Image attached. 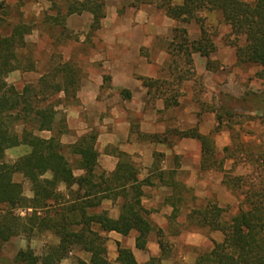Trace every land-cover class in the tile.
<instances>
[{"label":"trees","instance_id":"trees-1","mask_svg":"<svg viewBox=\"0 0 264 264\" xmlns=\"http://www.w3.org/2000/svg\"><path fill=\"white\" fill-rule=\"evenodd\" d=\"M65 1L68 16L89 13L93 16L91 31L101 29L107 17L108 0ZM145 2L139 0L138 4ZM161 2L159 6L168 18L180 25L195 23L200 37L192 40L188 30L181 26L173 30L166 50L170 57L164 72L166 77L141 78L150 104L163 100L166 109L180 107L181 92L189 81H194L193 89L199 100L202 89L195 73L194 55L208 59L207 69L213 71L211 56L217 50L203 13H219L222 23L231 29V36L236 39L234 47L239 66L264 68V0H185L181 7L173 6L170 0ZM26 33L24 28L18 27L9 37L0 34V243L45 233L59 239V244L49 246L42 258L31 250L21 251L15 264H61L76 250L91 257L90 262L79 259L78 264H138L133 252L120 244L118 259L111 262L109 239L105 236L116 232L127 237L136 231L138 250L145 251L150 236L155 233L162 252L157 261L169 259L170 245L164 241L162 230L152 225L142 206L141 185L137 184V171L129 164L130 158L120 154L118 169L108 174L99 169L95 133L82 137L68 148L61 144L60 137L68 132L61 108L77 103L81 72L66 64L22 90L8 83L12 73L29 71L22 66L21 55ZM241 38L244 46L238 42ZM229 100L240 109L264 114V94L247 95L240 100L230 97ZM201 106L204 108L205 104ZM227 114L232 117L229 111ZM221 121L222 116L217 115L216 131H220ZM42 132L53 136L46 140L36 135ZM177 136L198 141L202 148V169L224 173V184L233 191H242L243 196L239 212L229 222L224 221L225 210L217 204H208L204 210L192 213L190 218L196 220L198 226L224 235L222 243H214L212 250L200 254L194 264H264V177L230 176L224 165L229 159L235 161V154L231 148H225V157L219 160L215 141L211 136H202L198 128L177 132ZM160 139L151 137L152 141ZM21 146L29 147L30 154L13 164L6 163V152ZM247 158L253 159L250 155ZM75 171H82L84 175L75 177ZM18 174L29 182L32 198L25 196L22 183L14 181ZM61 186L68 194L60 191ZM118 197L123 200L118 220H112L107 212H91L100 207L102 201ZM20 210L26 211L25 217L17 214Z\"/></svg>","mask_w":264,"mask_h":264},{"label":"crops","instance_id":"crops-1","mask_svg":"<svg viewBox=\"0 0 264 264\" xmlns=\"http://www.w3.org/2000/svg\"><path fill=\"white\" fill-rule=\"evenodd\" d=\"M170 1L173 6L185 4V0ZM138 2H106L107 17L99 30L100 38L106 44L105 55L96 54V59L92 60V63H103L98 68L90 67L86 72L77 93V103L61 108L68 132L60 137V141L68 148L82 137L95 133L99 169L108 174L118 169L120 154L128 156L129 164L137 171V184L141 185L142 206L148 212L152 225L162 230L170 242L171 257L159 262L157 260L162 252L155 233L150 236L145 251L136 247V231L127 237L116 232L105 234L109 239L107 247L111 262L118 259L120 244L133 252L138 264H151L155 260L157 264H194L199 254L212 250L214 243H222L224 235L200 226L198 230H189L194 222L190 216L206 208L209 203L225 209L236 203L237 199L224 184V173L217 169H202V148L198 141L182 138L181 143L177 142V132L198 128L202 136L209 137L216 126L211 113L203 117L200 126L196 122L197 109L191 102L194 81L185 84L190 89L185 99L191 100L186 107L181 105L166 109L163 100H157L152 108L147 107L148 91L141 78H161L160 73L170 57L166 46L160 47V44L172 40V32L179 24L168 18L156 1H146L137 6ZM205 16L214 25L221 21L219 13H205ZM92 24L93 16L89 13L72 15L67 21L68 28L76 33L89 32ZM186 29L192 40L199 39L200 31L193 35L188 27ZM111 57L115 58L114 61ZM211 61H218L222 66L218 72L208 71V59L194 55L195 73L205 77L207 89H210L209 80H214L211 83L214 82L215 91L224 88V93L236 96L231 91L235 83L233 76L237 73L236 53L226 48L217 49ZM225 67H234L235 71L227 83L220 82ZM106 81L110 84L108 88ZM223 134L225 137L226 133ZM36 135L46 140L53 136L50 132ZM152 136L161 139L152 141ZM173 136L177 138L175 142ZM215 145L218 153L230 148L229 142L224 143L222 148L218 142ZM30 152L29 147L21 146L8 150L6 156L15 163ZM233 163V159L227 160L224 170L229 171ZM74 174L79 178L84 172L75 171ZM77 189L73 188L74 191ZM60 191L68 194L64 186L60 187ZM122 202L121 197L104 200L100 207L91 212H107L112 220H118ZM86 255L84 261L90 262V255Z\"/></svg>","mask_w":264,"mask_h":264},{"label":"rangeland","instance_id":"rangeland-1","mask_svg":"<svg viewBox=\"0 0 264 264\" xmlns=\"http://www.w3.org/2000/svg\"><path fill=\"white\" fill-rule=\"evenodd\" d=\"M152 1H156L159 5L162 3L161 0ZM244 1L253 2V0ZM67 6L65 0H0V34L3 37H9L18 27H22L28 32L24 36L26 45L21 50V55L23 56L22 66L29 69V71H17L11 74L8 77L10 85L22 90L25 86L36 84L42 76L54 72L66 64L78 69L81 72L82 79L86 78V72H88L90 67L98 68L102 66V61L101 63L99 61L92 63V60H95L98 54L105 55L106 44L100 38V31L92 32L90 30L89 32L76 33L69 29L67 21L71 16L67 15ZM163 12L166 14L165 10ZM202 17L207 18L205 13L202 14ZM207 25L218 50L226 48L236 53L234 47L236 39L231 36V29L228 26L223 24L222 21H219L218 25H214L208 18ZM178 26L188 27L193 35L200 31L195 23L190 25L179 24ZM238 42L240 46L245 45L243 38ZM164 44H160V47L166 46L167 50L168 43ZM143 54H145V51H143ZM106 59L108 58L106 57ZM114 59L111 57L112 61ZM212 62L214 64L213 71L216 73L222 66H220L218 61ZM167 66L168 64L160 73L161 78L166 77L167 74L164 72ZM236 67L237 73L235 75L234 67H225L224 72L220 75V82L226 81V83L230 75H234L235 83L232 85L231 91L236 96L224 93V88L222 91H215L214 82L211 83L214 80H209L210 89H207L205 77L196 74L200 78L201 88L199 89H202L199 97L201 102L196 98V92L193 87H191L193 92L192 101L186 100L185 97L188 96L190 89L185 86L181 92L183 95L181 98L182 106L186 107L190 104V101L195 105L197 109L196 122L199 126L202 124L205 115L208 113L213 114L216 126L210 136L215 142L220 144L221 148L224 143L229 142V147L235 154V163H233L231 169H228L229 171H226L229 172L230 176L234 178L242 176L257 178L258 175H262L264 177V114L240 109L229 100L230 97L240 100L247 95H263L264 68L239 65H236ZM108 83L109 81H106V88L110 86ZM201 104H205V107L203 108ZM153 106L154 104L149 103L147 107L152 108ZM227 111L231 113L232 117L227 114ZM217 115L222 116L221 125L219 124L220 131H216L218 127ZM223 133H226L225 137H223ZM172 139L175 142L177 138L173 136ZM182 141L183 139L178 137L177 142L181 143ZM196 144L197 147L198 143L196 142ZM237 147L240 149H237ZM248 155L252 156L253 159L247 158ZM224 157V151L222 153L217 152L219 160ZM5 162L14 163L7 156ZM14 181L22 183L25 196L32 198L33 194L28 181L19 174L15 176ZM228 189L236 197L237 201L224 209V221L226 222H229L239 212L240 202L243 200L242 191ZM244 191L247 192L246 189ZM17 214L25 217L26 211L20 210ZM192 229H199L196 220L189 227V230ZM164 241L168 244L170 243L167 235L164 236ZM58 244L59 239L50 233L36 235L30 239L25 236L12 238L7 243H0V264H15L16 257L21 251L31 250L38 258H42L49 246ZM186 251L188 252V250ZM86 256L85 253L76 250L61 264H78V260H86ZM151 264H157V262L152 261Z\"/></svg>","mask_w":264,"mask_h":264}]
</instances>
